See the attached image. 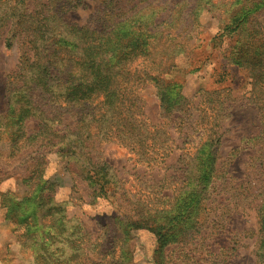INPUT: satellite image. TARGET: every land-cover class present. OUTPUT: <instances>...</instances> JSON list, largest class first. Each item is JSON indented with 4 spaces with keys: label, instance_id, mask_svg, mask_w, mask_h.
<instances>
[{
    "label": "rangeland",
    "instance_id": "rangeland-1",
    "mask_svg": "<svg viewBox=\"0 0 264 264\" xmlns=\"http://www.w3.org/2000/svg\"><path fill=\"white\" fill-rule=\"evenodd\" d=\"M18 1L19 15L25 9L39 11L46 3V12L69 46H60L57 35L42 43L39 64L49 66L52 76L30 72L34 82L24 86L12 104L13 86L23 85L17 77L21 40L13 39L7 48L9 22H0V264H153L154 255L158 259L156 243L146 229L129 231L125 247L130 254L123 261L124 228L114 217L136 220L144 215L145 210L139 212L142 206H168L161 196L175 194L181 159L208 139L209 124L217 125L219 136L215 177L198 226L163 248L160 261L263 264L255 253L257 214L264 210L261 0H170L180 2L173 11L160 0V9L153 5L141 10L136 20L130 15L124 25L110 21L108 0H77V6L69 8L65 0L7 4ZM132 3L120 0L119 5ZM194 8L195 15L190 13ZM151 38L149 56L137 58ZM55 48L61 52L52 55ZM127 58L133 61L121 71L118 63ZM103 63L121 72L111 75L101 69L97 92L60 107V92L86 90L95 79L92 66ZM41 84L52 91L40 89ZM157 90L163 92L166 111L159 107ZM112 94L118 108L110 112L107 101ZM106 111L108 129L100 135L99 117ZM88 120L89 138L80 152L56 151ZM130 127L135 135L128 133V138L135 137L134 143L145 131V136L156 131L157 140L167 139L162 162L147 166L118 141L117 135ZM88 159L98 163L94 168L101 162L109 166L115 184L106 198L93 199Z\"/></svg>",
    "mask_w": 264,
    "mask_h": 264
},
{
    "label": "trees",
    "instance_id": "trees-1",
    "mask_svg": "<svg viewBox=\"0 0 264 264\" xmlns=\"http://www.w3.org/2000/svg\"><path fill=\"white\" fill-rule=\"evenodd\" d=\"M65 1L68 8L77 6V0ZM165 2L166 7L169 8L170 11H173L180 4L179 1L172 3V1L170 0H165ZM262 3L264 4V0H261V4ZM14 4L15 6H9L7 4V0H0V22L5 23L4 26L9 22L7 36L4 40L5 46L7 48H10L12 45L11 41L13 39L17 40L18 38L19 40H21L22 48V52L20 55L21 71L19 76L17 77L18 79H21L20 81L23 82V85L17 87L13 86V93L12 95H10L12 104L17 100V98L21 97L23 87H26V85H30L34 82L31 76H29L30 72L41 74V71H43L44 76L45 74L49 77L52 76V72H50L49 66H45L42 68L39 64V48L42 46V43L47 39L51 40L56 38L55 36L57 35L62 39V43L60 44V46H69L66 43L67 38L63 37L61 33L58 32L57 25L52 22L53 19L46 12L45 7L48 6L46 3L41 5L39 11H34V8L30 11L25 9L23 10V14L21 13L20 15L15 9L16 4L19 5L20 1L15 2ZM108 4H111L112 6V10L109 14V19L113 25H124L129 19L130 15L136 20V18L139 17V15L135 16L137 12H140L144 9H149L153 5H158L159 9L161 7L160 0H134V3L127 4L126 6H124V8L120 7V0H108ZM22 5L25 6V2H22ZM152 9H154V7ZM190 13H194L195 15L197 14V11L194 8L190 11ZM232 20V22H236L235 19ZM232 22H230V24H232ZM224 29H228V27L226 26ZM96 30L97 28H94V31ZM94 31L92 32L94 33ZM18 32L20 33V36H18ZM110 32L113 34L115 33V30H110ZM175 38L176 35L171 39L174 40ZM88 39H91L90 36H88ZM152 39L153 38L149 39V41L148 39L145 40L140 50V54L135 55L138 56L137 58L144 59L149 56V46ZM57 41L58 40L56 39L54 45L57 44ZM96 42L97 40H94V42H88V44L90 45ZM170 44L171 42L168 43L167 46H169ZM92 48H94V46ZM60 52V49L55 48L52 50L51 54L53 55ZM87 59L90 60L91 58L87 57ZM88 60H86V62H88ZM132 61L133 60L131 58L120 60L118 64L119 67H121V71L130 66ZM92 68L93 72L95 73L94 81L90 83L89 87L86 90L82 88H76L73 89L72 92H70L69 90L60 92V95L62 96V106L60 107L63 108L66 104L74 105V99L85 98L87 96V92H97L100 89V86L98 84V78L96 77L101 75L102 72H98L101 69L104 68L106 71H109L111 75H117L121 72L115 70V67L113 66L108 67V65L104 63L101 67H96L93 65ZM166 86L167 83L164 85V87ZM170 87L173 88L172 86ZM40 89H44L45 91L49 92L52 91L49 86H45L44 84H41ZM167 92H169V90ZM157 97L160 102L159 107L163 108V110L166 111L167 107L164 104V95L162 90H157ZM179 101L180 100L176 101V103H179ZM107 105V110L110 112L118 108V104L116 103L113 94L111 97H109ZM29 111L30 109L28 110V112ZM108 111L100 114L99 120L102 121V125L98 130V133H100V135L106 133L105 129H108L104 128L106 119H108L105 118ZM5 118L7 117L5 116ZM83 118L85 117H81V120ZM43 119L41 120V123L45 124L44 126H46V121H44ZM90 124L91 122L90 120H88L85 124H82V130H75L73 132H70L67 135L68 140L63 144L62 148L58 147L56 151L65 149L69 153H75L76 151L80 152L79 149L84 148V145L87 142V138H89L88 127ZM216 126L217 125L215 124H212V126H210L209 124L207 126L208 128L210 127V134L207 135L208 139L202 141L200 146L196 148L194 153L188 155L186 158L181 159V163L183 165L180 167V184L175 191V194H163L161 196L162 200H166L168 206H142L140 207L142 210H139V212L145 210L144 215L142 218L140 216L136 220H123L118 216L114 217L118 225L120 226V224H122L124 228V235L122 237L123 245L121 246L120 253V257L123 259V261H126L130 254L129 247H125V245L130 239L128 233L132 229H146L155 238V254L156 258L158 257V259H155L154 255L153 264H164L163 261H160L163 248L180 242L185 237H187L189 233L196 230L200 213L203 211V202L208 198L209 188L211 187L213 178L215 177V146L217 145L219 139V136H216V132L214 130ZM151 128L153 130L156 129L155 126H151ZM128 133L129 135H135V129L133 127H130V129L126 130V132H121L120 135H117V139L121 144L131 147L139 162H143L147 166H152V164L158 161L162 162L165 157L163 155V149H167V139L162 137V140H157L159 135L158 133H156V131H154L153 133H149V136H145L148 134L145 131L141 132V137L137 142L134 143L133 141L135 137H132L129 140ZM150 134L152 135L150 136ZM72 140L74 142V145H71ZM157 154L158 156H156ZM88 161V165L93 168L88 169L87 176V179H89V186L92 189L93 199L106 198L109 195L111 183L113 185L115 184L109 177V166L105 162H101L99 168H94V166L98 163L94 162L92 159H88ZM257 215L258 239L255 253L257 258L264 264V210H258Z\"/></svg>",
    "mask_w": 264,
    "mask_h": 264
}]
</instances>
